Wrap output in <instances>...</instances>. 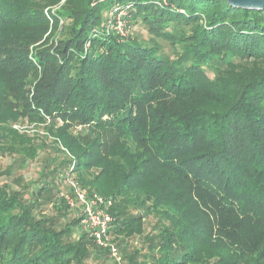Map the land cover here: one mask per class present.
Masks as SVG:
<instances>
[{
	"label": "trees",
	"instance_id": "16d2710c",
	"mask_svg": "<svg viewBox=\"0 0 264 264\" xmlns=\"http://www.w3.org/2000/svg\"><path fill=\"white\" fill-rule=\"evenodd\" d=\"M0 264H264V9L0 0Z\"/></svg>",
	"mask_w": 264,
	"mask_h": 264
},
{
	"label": "built area",
	"instance_id": "2783aa9c",
	"mask_svg": "<svg viewBox=\"0 0 264 264\" xmlns=\"http://www.w3.org/2000/svg\"><path fill=\"white\" fill-rule=\"evenodd\" d=\"M121 14L122 13L119 12L115 20L112 21L111 19L108 22V29L112 31L114 30L120 36L125 37L126 29L124 27H127V25L121 27V24H119L116 27L117 20L119 21L122 19ZM72 187L80 204L83 205V220L81 222L83 228L90 231L97 239L98 243H102V238L107 231L108 225L112 221L110 215L102 208L104 204L103 201L96 196L93 198L88 197L85 192L81 191L74 183H72ZM111 255L113 257L117 256V252L113 247L111 248Z\"/></svg>",
	"mask_w": 264,
	"mask_h": 264
},
{
	"label": "rangeland",
	"instance_id": "374dc122",
	"mask_svg": "<svg viewBox=\"0 0 264 264\" xmlns=\"http://www.w3.org/2000/svg\"><path fill=\"white\" fill-rule=\"evenodd\" d=\"M119 24H121V27H123L124 25H127V27H124L126 29L125 36L126 35H130L131 33H135L136 37H138V38H140L142 40H148L150 38L149 35L146 33V30L140 24H135L134 26H132L133 27V32L130 30V25L131 24L129 23V21L127 19L122 18L119 21L117 20L116 27ZM159 43L164 47L165 51H170L166 42L160 40ZM46 124H48V123H46ZM44 127H45V125H38V124H36V125L35 124H31V125L26 124V125H23V126L22 125L20 126L19 124H15V126H14V128L22 129V131H24L26 133H30V135L35 134V135H40L41 137L48 135V133L46 132V129ZM48 155L49 154L45 155V154L41 153L40 157H42V159H43L44 157H47ZM2 160L4 162H8L9 161L8 158H2ZM42 166H43V164L41 165V167ZM34 167H35V165H34ZM33 177H35V176H33ZM130 241H131V243H133V242H135V239H131ZM109 242L110 241L108 240L107 244H109ZM112 247H113V245L110 246V251H111ZM113 248L116 251V248L115 247H113ZM114 258L116 260H118V261L120 260V257L118 256V254Z\"/></svg>",
	"mask_w": 264,
	"mask_h": 264
},
{
	"label": "water",
	"instance_id": "95a60500",
	"mask_svg": "<svg viewBox=\"0 0 264 264\" xmlns=\"http://www.w3.org/2000/svg\"><path fill=\"white\" fill-rule=\"evenodd\" d=\"M232 8L246 10H263L264 0H225Z\"/></svg>",
	"mask_w": 264,
	"mask_h": 264
}]
</instances>
